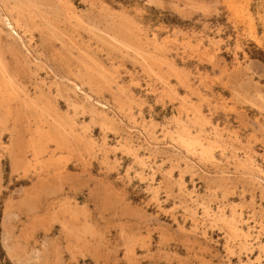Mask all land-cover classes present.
<instances>
[{
  "label": "rangeland",
  "instance_id": "1",
  "mask_svg": "<svg viewBox=\"0 0 264 264\" xmlns=\"http://www.w3.org/2000/svg\"><path fill=\"white\" fill-rule=\"evenodd\" d=\"M247 154L264 0H0V264H264Z\"/></svg>",
  "mask_w": 264,
  "mask_h": 264
},
{
  "label": "bare ground",
  "instance_id": "2",
  "mask_svg": "<svg viewBox=\"0 0 264 264\" xmlns=\"http://www.w3.org/2000/svg\"><path fill=\"white\" fill-rule=\"evenodd\" d=\"M6 17V16H5ZM7 20H9V26H11V28H12V30H14L15 32H16V34L18 35V36H20V33H19V27H18V25H17V23L15 22L16 20H13L12 18H7ZM5 22H7V21H5ZM6 24V23H5ZM14 33V32H13ZM21 38V37H20ZM80 91H82L83 92V89H82V87L81 86H77V85H75ZM82 94V93H81ZM87 97V96H86ZM89 97V96H88ZM98 103H100L99 101H98ZM104 104V103H103ZM107 106V105H106ZM107 109V108H106ZM102 113V112H101ZM100 113V114H101ZM105 116V115H104ZM133 126V125H132ZM128 127V126H127ZM129 128V127H128ZM133 129V128H132ZM131 129V130H132ZM139 130V129H138ZM143 133V132H142ZM183 133V132H182ZM178 139L181 141V142H183V143H186L187 144V142H189L188 140V138H186L184 135H180L179 137H178ZM188 139V140H187ZM191 139H193V138H191ZM190 139V140H191ZM188 144H190V143H188ZM205 151V150H204ZM203 151V152H204ZM206 152V151H205ZM207 153V152H206ZM246 159H245V161H246V163H248V164H250V167H252L253 168V172L251 173V174H249V175H251V180H252V182H253V184H256V185H259V186H261V187H263L264 188V172H263V170L260 168V166H258L255 162H254V159H253V157L252 156H250L249 154H247L246 156ZM143 162V161H142ZM141 162V163H142ZM143 164V163H142ZM256 171V172H255ZM206 210V209H205ZM234 212V214H233V217H232V219H231V221L232 220H236V219H234L235 217H237L236 215L238 214V212L236 211V210H234L233 211ZM232 212V213H233ZM219 213V212H218ZM240 217H241V214L239 213L238 214ZM222 216H225V213L221 210L220 211V217H222ZM226 217H228V216H225V218ZM223 218V217H222ZM223 220H226V219H223ZM229 220V219H228ZM228 220H226V221H228ZM232 223H234V222H232ZM231 224V223H230ZM233 225V224H232ZM232 227H234L233 229H234V231H237V232H239V234L240 235H242V237L245 239V240H248V238H249V236L251 235V230H250V227L249 228H243V227H238L236 224H235V226H232ZM236 227V228H235ZM247 229V230H246ZM245 264H247V263H245Z\"/></svg>",
  "mask_w": 264,
  "mask_h": 264
},
{
  "label": "trees",
  "instance_id": "3",
  "mask_svg": "<svg viewBox=\"0 0 264 264\" xmlns=\"http://www.w3.org/2000/svg\"><path fill=\"white\" fill-rule=\"evenodd\" d=\"M4 264H10V262L9 261H6Z\"/></svg>",
  "mask_w": 264,
  "mask_h": 264
}]
</instances>
